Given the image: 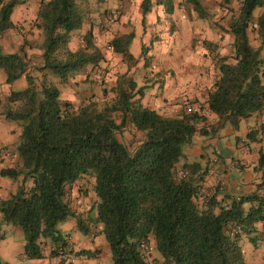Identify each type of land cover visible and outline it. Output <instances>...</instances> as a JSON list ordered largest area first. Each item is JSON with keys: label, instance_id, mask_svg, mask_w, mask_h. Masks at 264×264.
Listing matches in <instances>:
<instances>
[{"label": "trees", "instance_id": "1", "mask_svg": "<svg viewBox=\"0 0 264 264\" xmlns=\"http://www.w3.org/2000/svg\"><path fill=\"white\" fill-rule=\"evenodd\" d=\"M24 1L0 0V34L14 27L11 14ZM185 1L198 16L207 17L200 0ZM161 3L172 12L170 0ZM89 4L90 0H39L35 26L43 36V66L36 68L40 78L27 70L24 44L16 53H4L0 47L6 81L21 76L27 81L23 90L10 92L1 112L21 123L16 146L21 164L1 168L0 175L21 177V183L0 198V227L11 224L21 229L28 259L42 258L46 242L55 257L60 252L94 256L96 251L69 248L60 224L73 218L84 235L92 232L90 223L100 226L97 233L108 244L110 264H146L139 248L143 240L160 264H246L242 235L254 233L257 223L264 224V191L258 190H264V152H259L255 167L261 172L257 188L220 199L219 188L201 192L208 167L183 159L195 134L215 136L227 124L235 130L242 119L264 111V0H238L227 23L233 38L230 54L214 56L216 77L201 103L216 115L211 124H206V116L185 108L165 115L144 105L146 86H138L126 74L117 78L114 98L103 105L90 98L76 106L62 98L47 72L66 83L103 59L91 31L83 35L79 49L68 48L72 32L82 28L90 12ZM149 5V0L143 1L144 12ZM258 7L262 11L254 20ZM250 30L258 36L257 47L251 44ZM132 39L133 32L115 35L107 46L128 57ZM126 128L142 133L131 150L118 136ZM257 133L250 130L247 139L257 140ZM87 175L94 178L96 195V214L89 224L70 198L71 186ZM199 196L201 203L196 201Z\"/></svg>", "mask_w": 264, "mask_h": 264}, {"label": "crops", "instance_id": "2", "mask_svg": "<svg viewBox=\"0 0 264 264\" xmlns=\"http://www.w3.org/2000/svg\"><path fill=\"white\" fill-rule=\"evenodd\" d=\"M97 1L90 0V12L82 28L72 32L68 42L70 50L79 49L82 46L83 35L91 31L95 45L101 50L103 56L98 67H101L104 72V68L106 66L107 68L111 67L114 60L117 59L121 62L124 70L119 76L126 74L128 78L134 79L138 86H146L141 102L159 113L176 115L187 108L186 105L189 100L197 101V96L201 97L200 100H204L216 77L214 56L216 54L221 55L222 50H226V52L221 56L230 54L233 38L228 33L227 23L237 9L238 0H236V7L232 5L233 0H221L223 3L226 1L227 5L225 6L228 17L226 22L216 21L211 17L205 0H200L208 13L205 18L198 16L185 0H170L173 6L171 13L165 10L164 4L161 3L162 0H149L151 5H149L147 12L143 11L144 0L138 9L133 0ZM28 3L29 0L17 4L11 14L13 28L18 35H21V40H15L7 29L0 34V47L4 53H16L24 44L27 70L29 74L40 78V73L37 72L36 68L43 66L42 43H40L43 36L42 32L35 26L39 0L32 4ZM98 3L102 8L100 11ZM93 5L95 9H93ZM116 8L119 9V13L116 20L114 19L115 22L108 20L109 11ZM182 10L185 12L184 14ZM191 11L195 15L191 16ZM125 17L128 19L125 20ZM200 20L201 22L207 21L212 28H215L216 32L213 38L205 35L200 36L201 46L205 48L201 55L209 56L213 61L214 76L210 81L200 73L203 70L199 71L200 76L197 74L192 77L189 74L193 64H191L192 60L189 57L188 44L190 39L192 40L201 34V29L192 28L200 25ZM107 21L112 22L109 23L110 31L101 34L100 31ZM24 24H27V28L24 27ZM207 28H209L208 25ZM130 32H133V39L129 46L130 55L128 57H123L108 48L107 42L110 38ZM94 67L96 66H88L84 72L75 78L79 76L89 77ZM26 86L25 76L8 83L4 71L0 69V169L16 167L21 164L20 156L16 150L21 134V123L6 119L1 115V112L8 104L10 92L23 90ZM190 87H195L192 95H190ZM111 91L114 98L113 87ZM190 97L193 98L190 99ZM67 100L71 101L72 99L67 98ZM197 104L199 103L191 104V106ZM215 121L216 115L212 113L206 118V124ZM250 130L258 131L257 140L250 141L247 139ZM232 132L234 134L233 140H221V136H227L230 133V129L227 128L220 130L215 136L195 134L191 144L185 148L184 152L183 161L189 163L196 161L200 162L202 166L208 167V172L202 182L201 192L206 193L219 188L217 191L218 199L227 194L235 196L248 194L254 191L261 182V172L257 171L255 167L259 152H264V111L242 119L238 129ZM190 157L192 159H189ZM182 162L178 164V169ZM20 183L21 177L10 179L0 175V198H6L15 192ZM93 184L94 178L87 175L76 181L70 188L71 201L81 198L84 204L83 208L72 206L83 219L87 220L88 224L96 214L94 208L96 195L93 191ZM258 190L259 192L264 191L262 188ZM196 201L201 203V196ZM89 225L92 226V232L84 235L77 229L73 218L60 224V229L68 234L69 248L73 251L81 249L96 251L94 256L89 257L68 254L76 257L72 264H110L108 244L104 236L97 233L100 226L93 227V223ZM256 227L254 233L242 235L243 250L245 247L248 252L245 255L246 264H261L264 261V224L257 223ZM0 233L3 235L0 240V257L4 264H61L58 258L49 254L51 245L48 242L43 245L44 255L42 258H26L23 250L22 231L18 226L1 224ZM252 236H254L253 239ZM255 242L259 243V247ZM150 243L152 246L154 245L153 241ZM68 263L66 258L64 264Z\"/></svg>", "mask_w": 264, "mask_h": 264}, {"label": "rangeland", "instance_id": "3", "mask_svg": "<svg viewBox=\"0 0 264 264\" xmlns=\"http://www.w3.org/2000/svg\"><path fill=\"white\" fill-rule=\"evenodd\" d=\"M27 1V0H26ZM36 2V0H29V3H33ZM99 2V0L97 1ZM28 3V4H29ZM205 3L208 4L206 5L207 10L209 11V13L211 14V17L213 19H215L216 21H220V22H226L227 21V6L226 3H223L221 0H205ZM99 5V3H98ZM233 6H237L236 0H233L232 2ZM102 6V5H101ZM100 8V5L99 7ZM93 9H95V6L93 5ZM102 8L99 9V11ZM183 11V10H182ZM262 9L261 8H256L253 12V19L255 20L257 18V16L261 13ZM94 13V12H93ZM183 14L185 13L184 11L182 12ZM191 16L195 15L194 12H190ZM116 20V19H115ZM115 20H113V22H115ZM112 21V20H111ZM109 22L107 21L106 24L104 25V28L101 29V34L102 32L105 31H110V25ZM200 25L198 26H194L192 28H196L197 29H201V34L198 35L196 38L194 39H190L188 47H189V57L192 60L191 64L193 68H191L189 70V74L193 77L195 75H199L200 73L202 75H204V78L209 79V81L213 78V74H214V69H213V61L212 58L209 56H204L203 54L201 55V53L203 51H201L202 49L204 50L205 48L201 46V39L200 36L201 35H205V36H209V37H214L215 32V28H212L210 26V24L207 21H203L199 22ZM202 25V26H201ZM207 25L209 26V28H207ZM24 27L27 28V24H24ZM204 27V28H203ZM9 32V34L15 39V40H21V35H18L16 33V30L14 28H11L9 30H7ZM5 32V31H4ZM221 32V31H220ZM218 34V33H217ZM172 35V32H171ZM216 35V34H215ZM224 35V34H222ZM250 35V40H251V44L254 47H257L259 45V40L258 37H256V33L251 31L249 32ZM226 38V37H224ZM226 41V39L224 40V42ZM43 40L40 41V43H42ZM198 52V54H196ZM262 57L264 58V53H262ZM124 66H122L121 62L114 60V64L111 67L107 66L104 68L105 71L103 72L102 76L100 78H98L97 80H91V79H87L86 77H76L77 81L75 77L70 78L69 80H71L70 82H68L67 84L61 83L55 76H53L51 74V72H47L48 73V81L53 82L54 84H56L58 87H60L61 89V96L64 99L67 98H71L75 97V99H72L71 102L74 103V105L78 106L80 104L86 103L88 102V100L90 98H94L95 101H97L100 105H103L105 102L113 99V94L111 91V88L115 86L117 77L122 73V71L124 70L123 68ZM196 69V71H195ZM203 70V71H201ZM199 71H201L199 73ZM80 75V74H78ZM76 75V76H78ZM115 76L116 79H112L111 77ZM190 77V78H192ZM198 77V76H197ZM75 79V80H74ZM153 79V77L151 78V80ZM195 89V87H190V95L193 94V90ZM193 97H190V99ZM200 96H197V101L194 100H189L187 102V107L191 106V104H195V103H199L201 104L203 102V100H200ZM200 100V101H199ZM120 115L118 113H115V118L118 121L119 120ZM227 129H230V133L227 136H221V140H226V139H234V134L232 131H235L233 129V127L230 124H227L226 127ZM141 132H137L132 128H126L124 130H122L120 133H118L119 138L126 143V145L128 146V148L131 150L134 145L141 140ZM140 136V137H139ZM189 159H192V157H190ZM84 206V204H83ZM83 208V207H82ZM256 245L259 247V243L255 242ZM244 251H245V255L247 252V249H245L244 247ZM248 254V252H247ZM151 255L153 257H155V253L153 250H151Z\"/></svg>", "mask_w": 264, "mask_h": 264}, {"label": "built area", "instance_id": "4", "mask_svg": "<svg viewBox=\"0 0 264 264\" xmlns=\"http://www.w3.org/2000/svg\"><path fill=\"white\" fill-rule=\"evenodd\" d=\"M118 13H119V9L118 8L110 10L108 15H107L108 20L116 19L118 17ZM102 74H103L102 68L96 66V67H94L92 69V72L90 73L89 76L91 77V79L97 80L98 78H100L102 76ZM186 109L188 111L198 112L199 114H202V115H204L206 117H208L209 114H210V112L208 111L207 107H204L201 104H197L195 106H188ZM179 174H181V172ZM206 193H209V192H206ZM71 202H72V205L75 206L76 208L83 207V201H82L81 198H76V199H74ZM139 248H140V251H141L143 257L145 258L146 264H160L161 261H156L155 258L151 255L150 246H149V244L146 241H144V240L141 241L140 245H139ZM56 258H58L59 260L67 258L69 263L72 264V263H74V259L76 257L75 256H69L68 254L64 255L63 252H60L58 254V257H56Z\"/></svg>", "mask_w": 264, "mask_h": 264}, {"label": "clouds", "instance_id": "5", "mask_svg": "<svg viewBox=\"0 0 264 264\" xmlns=\"http://www.w3.org/2000/svg\"><path fill=\"white\" fill-rule=\"evenodd\" d=\"M133 3L136 6V8L138 9L139 5L142 3V0H133ZM127 19H128V17H125V20H127ZM201 51H205V50L202 49ZM225 52H226V50H222L221 55L225 54ZM111 78L113 80L116 79L115 76H112ZM72 99H75V97H72Z\"/></svg>", "mask_w": 264, "mask_h": 264}]
</instances>
